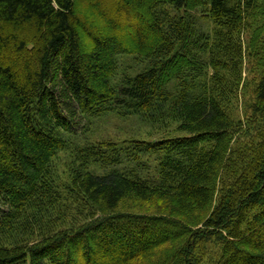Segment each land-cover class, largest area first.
<instances>
[{
  "label": "trees",
  "instance_id": "obj_1",
  "mask_svg": "<svg viewBox=\"0 0 264 264\" xmlns=\"http://www.w3.org/2000/svg\"><path fill=\"white\" fill-rule=\"evenodd\" d=\"M0 264H264V0H0Z\"/></svg>",
  "mask_w": 264,
  "mask_h": 264
},
{
  "label": "rangeland",
  "instance_id": "obj_2",
  "mask_svg": "<svg viewBox=\"0 0 264 264\" xmlns=\"http://www.w3.org/2000/svg\"><path fill=\"white\" fill-rule=\"evenodd\" d=\"M118 66V75L115 81H119L122 78V72H130L132 69H138L140 66L135 63L131 57L121 56L117 59ZM250 67L244 69L243 73V86L240 89L238 94L239 99L238 103L235 104L233 109L234 117H238L241 120L245 118L246 115V102L251 98V90L253 87L254 76L249 73ZM247 89V90H246ZM246 90V91H245ZM87 123L83 121L81 128L77 130V136L80 141H85L87 139L88 143L95 144L96 142L104 141H114L118 144H122L125 141L132 139L144 140V141H154L165 135L175 136L172 129L173 126H170L168 129L156 130L150 126L142 123L137 116H121L118 117L115 114H108L99 119L93 120L92 124H89L86 130H83L87 127ZM84 131V132H83ZM82 132V133H81ZM73 142L77 143L78 140L74 139ZM69 158L65 155H59V159L56 162L58 165L59 179L62 182L67 180V164ZM152 161V159H151ZM154 165V164H153ZM120 168V167H119ZM99 173V171H96Z\"/></svg>",
  "mask_w": 264,
  "mask_h": 264
}]
</instances>
